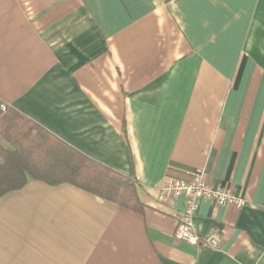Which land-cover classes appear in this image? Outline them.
I'll return each mask as SVG.
<instances>
[{"label": "crops", "instance_id": "0c3cea01", "mask_svg": "<svg viewBox=\"0 0 264 264\" xmlns=\"http://www.w3.org/2000/svg\"><path fill=\"white\" fill-rule=\"evenodd\" d=\"M0 99L134 177L142 213L28 177L0 194V264H264V0H0ZM247 202L185 200L171 177Z\"/></svg>", "mask_w": 264, "mask_h": 264}, {"label": "trees", "instance_id": "16d2710c", "mask_svg": "<svg viewBox=\"0 0 264 264\" xmlns=\"http://www.w3.org/2000/svg\"><path fill=\"white\" fill-rule=\"evenodd\" d=\"M0 99V194L25 185L28 177L70 183L142 213L134 177L95 161Z\"/></svg>", "mask_w": 264, "mask_h": 264}, {"label": "built area", "instance_id": "2783aa9c", "mask_svg": "<svg viewBox=\"0 0 264 264\" xmlns=\"http://www.w3.org/2000/svg\"><path fill=\"white\" fill-rule=\"evenodd\" d=\"M1 108H7L6 103ZM207 173L204 168H198L188 178L171 177L159 190V196L163 201L171 202L179 197L185 200V207L179 216L175 237L199 248L219 247V235L210 233L201 235L195 230V217L199 202L211 200L219 206L235 204L242 207L247 200L237 195L233 190L222 186H215L207 181Z\"/></svg>", "mask_w": 264, "mask_h": 264}]
</instances>
